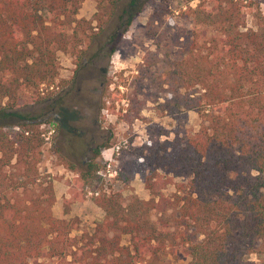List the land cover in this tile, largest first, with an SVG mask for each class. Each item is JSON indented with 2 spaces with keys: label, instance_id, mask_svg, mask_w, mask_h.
<instances>
[{
  "label": "trees",
  "instance_id": "1",
  "mask_svg": "<svg viewBox=\"0 0 264 264\" xmlns=\"http://www.w3.org/2000/svg\"><path fill=\"white\" fill-rule=\"evenodd\" d=\"M80 1L0 0V100L11 99L0 105V264H157L166 253H182L187 264H251L246 254L264 255V21L261 28L242 30V0H212L208 11L187 6L180 11L184 17L194 14L195 25L210 28L204 38L183 25L173 24L167 35L157 31L149 25L165 17L163 8L152 13L144 33L160 47L164 62L153 100L163 93L158 105L170 116L193 110L198 128L179 134L149 125L140 157L126 161L116 179L125 182L137 173L155 193L170 177L180 178L172 194L177 214L171 225L156 228L148 218L157 206L153 200L134 198L123 206L118 193L102 192L93 199L103 218L70 235L73 220L52 214L53 189L36 168L42 122L19 111L48 100L51 91L41 88L21 98L28 99L22 104L16 100L26 89L53 84L56 51L68 49L65 28ZM146 1H128L124 27ZM142 70L149 78L157 73L156 67ZM131 84H120L116 96L124 100L117 116L125 122L138 118L147 100L141 83ZM12 164L17 184L13 176L6 179L5 167ZM98 167L91 159L73 181L81 187L96 183ZM27 183L39 189H25ZM68 193L64 204L82 199L76 189Z\"/></svg>",
  "mask_w": 264,
  "mask_h": 264
},
{
  "label": "rangeland",
  "instance_id": "2",
  "mask_svg": "<svg viewBox=\"0 0 264 264\" xmlns=\"http://www.w3.org/2000/svg\"><path fill=\"white\" fill-rule=\"evenodd\" d=\"M128 1L118 0L112 6L109 0L101 4L96 0H81L76 13L72 15L70 26L65 28L69 40L68 49L56 51L57 75L53 84L26 89L16 100V103H24L28 99L21 98L30 96L35 91L41 92V88L44 93L46 90L51 91L48 100L20 107L19 111L42 122L38 124L43 138L37 148L36 168L43 181L48 179L53 189L54 201L50 208L52 214L58 218L73 220L74 227L70 235L91 230L103 218L104 212L94 202L95 196L86 195V189H97L99 193L116 192L120 195L123 206H129L134 198L153 200L157 206L149 210L148 218L156 228L163 224L171 225L177 214L172 194L175 182L180 179L178 177H170L162 187L155 188V193L144 188L137 173L128 181L115 179L106 185L91 181L81 187L73 181L78 171L91 159L99 161V166L101 165L100 154H95V149L104 142L108 146L120 136L128 137L131 145L119 156L118 167L121 169L126 161L140 157L138 148L148 137L149 125L158 124L179 134H190L198 128V118L193 110L180 109L174 117L158 105L163 93L156 102L153 100V94L159 92L157 86L161 78L158 74L164 62L160 47H155L153 40L145 35L144 29L152 13L163 8L165 17L152 21L149 27L164 31L167 35L173 24L183 25L187 30L196 28L199 35L205 38L211 33L210 28L195 25L194 14L184 17L180 11H185L187 6L198 7V4L199 9L203 7L206 11L211 10L212 0H147L124 27L125 16L122 9ZM242 2L245 6L242 7L244 26L241 29L261 28L263 24L260 23H263L264 18L255 17V13L260 11V14H264L262 0ZM145 67H156L157 73L149 78L142 70ZM122 83H132L134 86L141 83V89L147 97L140 116L130 122L117 116V110L124 106L123 99L116 100L117 94L123 89L120 85ZM6 103H11V99L4 97L0 100V105ZM111 104L114 105V110L110 111L107 106ZM171 136L172 132L168 138ZM163 138L165 137H160ZM5 171L6 179L13 176L12 181L17 184L20 179L17 167L8 165ZM41 187H45V182H42ZM25 189L39 188L27 183ZM68 189H76L78 194H82V199H73L64 204L63 198L69 197ZM121 241L128 243V237L123 236ZM244 260L245 263L264 264V255L251 252L244 256ZM187 262L188 257L182 253L175 257L166 253L157 264Z\"/></svg>",
  "mask_w": 264,
  "mask_h": 264
},
{
  "label": "built area",
  "instance_id": "3",
  "mask_svg": "<svg viewBox=\"0 0 264 264\" xmlns=\"http://www.w3.org/2000/svg\"><path fill=\"white\" fill-rule=\"evenodd\" d=\"M131 145L128 137L120 136L110 145L100 149L101 165L95 171L99 182L106 185L109 181L115 180L119 167V156L124 149H127ZM86 195L96 196L99 194L97 189H86Z\"/></svg>",
  "mask_w": 264,
  "mask_h": 264
}]
</instances>
